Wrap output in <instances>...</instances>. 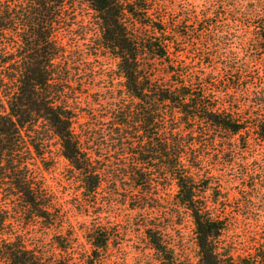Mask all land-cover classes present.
<instances>
[{
	"label": "trees",
	"instance_id": "1",
	"mask_svg": "<svg viewBox=\"0 0 264 264\" xmlns=\"http://www.w3.org/2000/svg\"><path fill=\"white\" fill-rule=\"evenodd\" d=\"M67 1L0 0V261L71 262L30 248L18 228L57 225L36 163L47 169L54 137L95 202L103 184L112 197L124 182L126 197L158 209V188L173 185L198 264H264V0H84L127 97L80 132L55 87ZM238 218L252 242L243 254L223 239ZM164 231L144 226L159 264H183ZM109 237L92 230L80 264H96Z\"/></svg>",
	"mask_w": 264,
	"mask_h": 264
},
{
	"label": "rangeland",
	"instance_id": "2",
	"mask_svg": "<svg viewBox=\"0 0 264 264\" xmlns=\"http://www.w3.org/2000/svg\"><path fill=\"white\" fill-rule=\"evenodd\" d=\"M183 3L184 0H179L176 4ZM55 35L63 50V56L56 63L60 79L55 87L62 90L61 99L76 116L74 128L80 132L101 114L105 116V111L113 107L115 100H126L124 78L117 60L100 45L96 16L84 0L67 1ZM45 149L47 169L39 160L36 163L43 186L54 203L52 215L58 221L50 227L38 220L30 225L21 224L19 233L30 248L43 247L56 257L70 258V264H80L90 251L88 234L95 228H103L110 237L96 264H159L144 233L145 225H153L165 230L164 239L180 262L198 264L193 225L183 209L174 208L176 188L173 185L158 188L161 201L158 209H151L155 207L151 201H148V207H143L137 194L133 198L126 197L123 188L128 185L124 182L112 197L109 196L112 186L103 184L95 202L84 193L78 173L60 155L54 137H49ZM103 158L107 156L103 155ZM233 194L232 191L230 195ZM245 223L238 218L235 227L223 237L240 254H243L240 250L252 246ZM57 244L70 246L64 252ZM0 264L4 263L0 261Z\"/></svg>",
	"mask_w": 264,
	"mask_h": 264
}]
</instances>
